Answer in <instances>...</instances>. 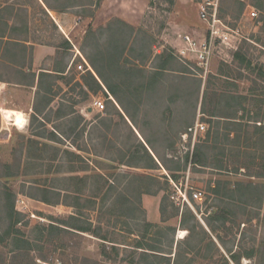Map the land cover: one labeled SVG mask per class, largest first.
Segmentation results:
<instances>
[{
  "label": "rangeland",
  "instance_id": "1",
  "mask_svg": "<svg viewBox=\"0 0 264 264\" xmlns=\"http://www.w3.org/2000/svg\"><path fill=\"white\" fill-rule=\"evenodd\" d=\"M42 2L0 0V33L5 32L12 17L18 23L15 29H22V22L28 19L34 42L56 49L48 68L63 72L44 77L34 95L22 88V93L12 97L13 101L0 100V107L20 110L27 116V122L24 117L18 129L0 112V264H129L122 248L117 257L104 256L99 238L72 226H85L86 217L93 227L99 223L110 230L114 241L132 244L135 221L119 215L130 210L153 224L175 226L174 252L176 240L184 238L188 231L182 229L184 236L179 238L178 218L162 221L159 205L163 199L179 206L185 202L208 231L203 218L213 208L209 203L239 201L244 185L250 182L259 187L251 198L246 190L244 199L258 201L256 197L262 192V202L259 208L249 207L246 214L238 216L233 234L224 239L234 250L238 242L244 248L257 249L252 258L241 257L240 264H264V177L248 175L264 170V0H222L221 15L238 32L232 41L237 48L227 52L225 61L214 58L208 70L201 68L193 56L186 59L174 54L182 48L176 40L177 33L202 37L205 32L192 1ZM251 7L257 11V17H248ZM7 43L0 44V76L32 83L30 73L23 74L21 70L30 61L31 49L26 51L22 45ZM74 45L88 63L86 53H93L94 48L105 59L119 57V65L109 69L107 59L103 62L105 77L119 87V95L134 121L100 80L101 88L95 91L82 82L81 76L87 73L76 68ZM169 50L173 51L174 62L150 87L148 81L159 61L158 55ZM235 52L242 53L245 62L236 59ZM93 72L90 73L96 77ZM125 87H130L134 96L124 92ZM47 90L51 91L48 121L47 110L33 111L35 102L41 110L42 96ZM239 95L246 99L238 98ZM95 99L104 101L102 111L93 106ZM59 111L70 114L59 117ZM197 121L205 125V131L195 137L192 133L183 136ZM215 127L224 141V135L230 132L225 145L230 169L237 164L247 165L248 169L241 167L237 173H228L210 167L192 168L186 162L185 154L192 152L194 144L209 129L215 131ZM44 128L45 137L36 135ZM145 139L152 142L170 167L179 164L183 169L177 184L165 182L168 172ZM141 144L155 158L157 167L141 166L146 163ZM217 150L220 149L210 155ZM128 155L139 161L140 167L118 163L121 156L126 159ZM126 175H149L151 179L134 181L129 187ZM235 181L242 182L243 191L233 194L229 189ZM216 182L220 195L212 194L208 188ZM109 186L111 190L105 196ZM137 186L153 191L142 194L140 203L135 196ZM194 191H201V197L193 198ZM10 194H15V198L22 195L27 200L26 213L20 212L15 224L7 216L6 208L13 198ZM184 194L189 203L183 200ZM44 197L49 202H43ZM167 213L170 214L169 207ZM72 216L78 220L71 219ZM17 239L29 242L27 251L17 250ZM212 252L206 259L202 252L185 254V260L193 257L190 264H226L220 253ZM220 252L229 264H234L223 249ZM122 257L127 260H121Z\"/></svg>",
  "mask_w": 264,
  "mask_h": 264
},
{
  "label": "trees",
  "instance_id": "2",
  "mask_svg": "<svg viewBox=\"0 0 264 264\" xmlns=\"http://www.w3.org/2000/svg\"><path fill=\"white\" fill-rule=\"evenodd\" d=\"M3 36V33H0V38ZM1 44V42H0ZM14 45H18L17 42L13 43ZM19 46V45H18ZM98 46V45H97ZM23 49L25 50V46H23ZM4 50L6 51L7 48L5 47ZM100 51L96 50L94 48L93 53H86L87 59L89 61V64L91 68L95 71L97 77L96 78L87 71L86 75L81 76L82 82L88 86L90 91H95L97 89H100V82L103 83L106 86V89L108 93L112 94L118 103L125 109L126 113L128 114L129 111L124 106V103L119 95V87L115 85L113 82H110L106 79V69H104V61L107 59V67L112 68L113 66H118L119 57L118 59L113 57H103L100 56ZM3 55L1 54L0 57ZM234 57L236 59H239L241 62H245V58L240 52H235ZM159 61L154 66V72L150 75L148 85L151 87L154 85L159 77H161L162 73L166 70H168V65L172 64L175 60V57L173 55V51L169 50L168 52L163 51L158 55ZM247 66L250 67V62H247ZM50 73L40 72L39 78H38V89L40 88V84L44 77L48 76ZM100 80V82H99ZM78 85H81L77 83ZM130 87H125L123 90H126L124 92L130 93L131 96H134V93L129 90ZM46 92V93H45ZM44 92V95L42 96L43 103L41 105V110L37 109V104L35 102L33 106V111H40L43 112L44 110H47L45 119L48 117V112L50 111V103L51 98L48 96L51 91L47 90ZM37 93V92H36ZM87 95V93H85ZM238 98L246 99L245 95H239ZM51 112V111H50ZM73 112V111H72ZM63 114H70L62 112H57V116L61 117ZM129 116L132 121H134L132 115L129 113ZM211 116H216L215 114H210ZM120 116H122L120 114ZM234 118V117H229ZM47 121L49 120L46 119ZM45 120V122H46ZM229 122H237V121H231L226 120ZM78 122V121H77ZM239 122V121H238ZM41 126H44L42 123ZM215 127V131L212 129L208 130L206 134L204 135L203 139H199L193 147L192 152H187L185 154L186 162L189 161L190 166L192 168L196 167H210L212 169H217L221 172H235L237 173L239 168H249L247 165H234L233 170L230 169V164L228 161V156L226 154L225 145L227 144L226 141L229 140V133H226L224 135L225 141L223 139L219 138V132H217ZM229 130V128H226ZM36 135L45 137L46 136V129H42L41 131H38ZM145 143L153 150V154L156 157V159L160 162L162 167L166 169L168 172L167 175H164L165 182L169 185L170 181H172L174 184H177L179 182V172L183 169L180 168V165H176L175 167H170L167 164V161L158 155V153L155 151L152 142L149 139H145ZM142 148H144L145 151V159L146 163H143L144 168H155L158 166L155 158L146 150L144 145H142ZM222 146V148H219ZM217 150L218 153H213L211 156V152H214V150ZM124 157H120V161L118 162L120 165H127V166H135L140 167L139 161L133 160L132 156L128 155L125 157L126 159H123ZM213 159V160H212ZM249 176H257V177H264V170L256 171L254 174H249ZM125 176V175H124ZM129 176V175H126ZM148 179H151L149 175L147 176H137V175H131L129 176V187L132 186V183L134 181H146ZM243 184L240 181H235L230 185V191L235 194V192H242L243 191ZM258 185L253 183H247V185H244V191L239 198V201H231L227 204L222 205L221 203H209V207H213L211 210L207 212L205 217L203 218L208 231L204 228V226L199 222L197 218V214L195 211L191 210L186 203L184 202L181 206L175 203V201H165L166 199H163V201L160 202L159 210L161 213L162 221L168 220L170 217H177L178 218V225L181 229H186L188 231L187 235L182 239H177L175 242V251L173 252V243L175 239V226H162L159 224H153L151 222L142 220L140 217L136 216L135 213L133 214V210H130L129 213H121L119 215L125 216L126 218H130L131 220L135 221L136 229L133 230L134 235V241L132 244H126L122 242L114 241L111 231L105 230L102 228V226L98 223L96 226H92L91 221L85 217V226L83 225H73L72 228L83 231L85 233H89L101 241V254L104 256L109 257L111 254H114L116 257L120 254L119 251H124L127 255V259L129 264H190L193 263V257L188 258L187 260L185 257V254H200L202 255L203 259H206L210 257V255L213 253L212 251L220 253L221 258H223V261L226 264L228 263V260L225 256L222 255L220 252L221 249H223L228 254V259L233 262L234 264H240V258L246 257V258H252L257 249L255 247L250 248H244L242 247V244L237 245V249L234 250L231 246L227 244V241L224 239L225 236L232 233L233 226L237 224V218L240 215L246 214L247 208H259L262 201H259L262 199V192H260V197H256V200L258 201H250V199H244L246 190H249L248 197L251 198L252 192H254L255 189H258ZM209 190L214 195H220L219 190V183L216 182L213 187H211V183L209 184ZM127 192H131L128 187H126ZM111 187H107L105 190V196L110 192ZM136 190V191H135ZM136 192V199L138 200V203H140V196L142 194H151L153 191L150 187H141L137 186L135 188ZM46 191V189L44 190ZM123 197L129 198L128 195L125 193H122ZM10 197H13L10 204L7 205V216L9 217V220L12 224H15L18 222V217L20 213L15 210L14 202H15V194L9 195ZM232 196V195H231ZM244 196V197H243ZM77 198V197H76ZM258 198V199H257ZM78 199V198H77ZM43 202H49L45 197L41 198ZM249 200V201H247ZM252 200V199H251ZM93 201H90V203ZM206 202V201H205ZM168 207L170 208V214H168ZM137 209L140 210L139 207ZM135 211V209H134ZM71 219L78 220L77 217L72 216ZM239 225V224H238ZM233 234V233H232ZM215 238V240H214ZM24 242L25 244H23ZM17 250L19 251H27L29 248V242L27 240H20L17 239ZM118 244H125L127 247H121ZM233 244V242H232ZM111 249V252L108 250ZM212 252V253H211ZM173 253V254H172ZM125 257H122L121 260H127Z\"/></svg>",
  "mask_w": 264,
  "mask_h": 264
},
{
  "label": "built area",
  "instance_id": "3",
  "mask_svg": "<svg viewBox=\"0 0 264 264\" xmlns=\"http://www.w3.org/2000/svg\"><path fill=\"white\" fill-rule=\"evenodd\" d=\"M196 4L198 8V16L205 27V32L202 37H196L191 33H177V39L182 44V48L176 49V55L180 58L188 59L189 56H193L195 62L203 69H207L210 66V62L214 58L225 61L227 52L237 47L232 46V41L238 35L236 29L230 27L221 15V3L222 0H188ZM257 11L251 7L248 11V17H257ZM73 59H77L76 68L81 72L93 70L80 50L74 45ZM97 77V76H96ZM93 106L97 111L104 109V101L95 99ZM205 131V125L201 122H195L194 125L188 127L187 132L192 133L195 137L198 133ZM201 191H194L192 193L193 198H200ZM183 200L188 202L186 194L183 195ZM26 198L22 195H18L15 198L14 207L19 213H26Z\"/></svg>",
  "mask_w": 264,
  "mask_h": 264
},
{
  "label": "crops",
  "instance_id": "4",
  "mask_svg": "<svg viewBox=\"0 0 264 264\" xmlns=\"http://www.w3.org/2000/svg\"><path fill=\"white\" fill-rule=\"evenodd\" d=\"M39 1L41 4H43L42 0ZM50 11H52L53 14L55 13L52 9ZM53 19L55 18L53 17ZM16 22L17 21H15L13 17L8 20L7 29L3 33V36H1L0 42L2 43V45H4L7 41L8 43H12V45H14V42H17L18 45H22L21 48L25 46L26 51L28 50V48L31 49L30 61L24 67H21V70L23 74L30 73L33 82L26 83L15 78H3L0 76V100L4 99L5 101H13L11 100L12 97L14 95H18L19 92L22 93V88H28L29 91H27V93H33L34 95L36 90L38 89V78L40 72L55 74L63 73L61 70L48 68V65L54 60L56 49L48 44L34 42L30 34V21L28 19H26L25 22H22V29H15V26L17 27L18 24ZM59 26L61 27L63 26V24H59ZM1 59L2 58H0V60ZM4 62L5 64H8L6 60H4ZM23 113L25 114L27 122L26 112Z\"/></svg>",
  "mask_w": 264,
  "mask_h": 264
},
{
  "label": "bare ground",
  "instance_id": "5",
  "mask_svg": "<svg viewBox=\"0 0 264 264\" xmlns=\"http://www.w3.org/2000/svg\"><path fill=\"white\" fill-rule=\"evenodd\" d=\"M2 117L12 126L20 128L23 125L25 114L23 111L0 107ZM184 230H179V238L184 236Z\"/></svg>",
  "mask_w": 264,
  "mask_h": 264
}]
</instances>
